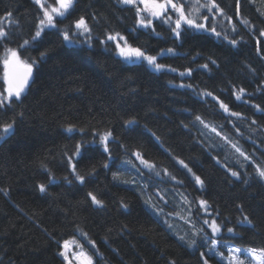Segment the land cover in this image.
Listing matches in <instances>:
<instances>
[{
	"label": "trees",
	"instance_id": "trees-1",
	"mask_svg": "<svg viewBox=\"0 0 264 264\" xmlns=\"http://www.w3.org/2000/svg\"><path fill=\"white\" fill-rule=\"evenodd\" d=\"M216 3L236 25L235 32L222 30L229 39L239 41L236 46L196 30H187L176 40L168 25L159 20H153L155 33L138 29L136 8L119 0H76L70 14L57 19V27L65 28L84 16L92 29L91 47L65 46L56 29H45L39 41L19 50L22 59L35 58L38 63L21 100L0 109V125L14 121L13 132L0 139V264H64L57 241L73 237L77 225L102 254L91 250L95 264H202L200 251L205 249L189 248L165 217L145 203L151 197L161 206L157 192L172 212H178L180 198L186 195L197 227L203 226L196 204L200 198L208 200L221 219L228 217V226L247 215L251 227L236 226L237 235L225 232L222 239L243 248L264 247V180L221 136L195 121V116H201L257 163L264 162V111L254 107L264 110V36L260 35L264 0H238L239 15L237 0ZM9 12L11 25L4 22L9 37L0 44V92L6 87L5 49L30 39L41 15L34 0H0V18ZM241 17L249 26L240 22ZM115 32L151 55L174 48L176 54L158 57V63L178 72H156L143 61L125 62L115 53L113 43H99L106 33ZM44 51L47 55L41 59ZM204 64L208 69L200 67ZM189 67L191 76L181 78L179 71ZM181 83L193 87H178ZM234 87L246 89L242 101L235 100ZM205 89L244 118L227 117L210 97L196 94ZM130 119L136 123L127 125ZM68 125L76 131L66 132ZM94 130L112 131L113 159L104 168L102 148L87 143L77 164L86 176L81 185L71 175L63 153L70 154L77 142L92 141ZM136 150L184 183L175 184L163 173L156 177L139 166L131 155ZM173 157L183 159L204 180L203 190ZM128 159L143 171L125 164ZM42 165L55 175L54 183H49ZM224 165L239 171L240 179L231 177ZM93 167L95 173L88 176ZM117 172L119 179H113ZM40 183L47 186L43 193L38 189ZM89 191L104 201V207L91 203ZM121 201L127 208L121 207ZM189 233L192 237L191 229ZM210 264H218V259Z\"/></svg>",
	"mask_w": 264,
	"mask_h": 264
},
{
	"label": "snow or ice",
	"instance_id": "snow-or-ice-1",
	"mask_svg": "<svg viewBox=\"0 0 264 264\" xmlns=\"http://www.w3.org/2000/svg\"><path fill=\"white\" fill-rule=\"evenodd\" d=\"M120 3L124 5H132L136 8V27L138 29H151L153 33H155V29L153 27V20H159L162 24H166L169 27L170 33L173 38L176 40H180L182 35L187 30H196V31H205L209 32V34L214 35L216 38H222L227 40L228 43L232 46H236L239 41L236 39H229L226 32L218 31L217 25L212 23L209 25L208 21L210 19L215 20L216 15H219L225 18L229 24L231 25V31H236V25L232 23V17L226 16L223 10L216 3V0H204V3H201L200 0H119ZM34 3L39 7L41 11V15L39 17V22L36 26L34 33L31 35L30 39H25L23 42L18 45L17 48H6L5 55L3 58V68H4V82L6 87L3 92H0V109L8 108L12 105L14 101H20L22 95L25 92V89L28 85V81L31 78L33 66L38 63L37 59L29 58L28 60L22 59L20 54V49H27L28 47L35 44L42 37V33L45 29H56L57 33L62 37V42L65 46H80L81 44L87 45L91 47L92 43V29L85 19L84 16H80L78 19L72 22L71 25L65 28L57 27V19L58 18H66L70 11L73 9L76 0H34ZM139 5H142L140 7ZM186 5L188 8L186 10ZM239 4L237 0V15ZM206 10L207 13L212 14L202 15L201 10ZM174 14V15H173ZM95 19V17H93ZM5 21H7L8 25H11V13H6L5 17L0 18V44L6 41L9 37V32L6 30ZM199 21V22H198ZM240 22L244 24L246 27L249 26V21L245 18H240ZM159 35V34H157ZM260 35L264 36V30L260 31ZM82 38V39H81ZM112 42L115 44V50L119 57L123 58L125 62L135 63L138 61L146 62L148 66H150L156 72H171L176 73L178 69L172 67L170 65H164L158 63V57L162 58L169 55H174V48H166L161 49L157 55L148 54L141 47H134L129 44L127 38L121 35L119 32L115 33H106L105 38L100 40L101 44H108ZM47 55V52H41L40 58L42 59ZM212 64H215L216 61L212 60ZM200 67L204 69H208V64L201 65ZM192 68H186L184 71H179L178 75L181 78L186 76L190 77L192 74ZM178 87H187L192 88L191 84H179ZM246 93V89L240 87L236 89L235 87L232 90V94L236 101H242ZM201 97H210L219 107L220 110L227 117H236L237 119L244 118L242 113L233 111L230 109L229 105L225 103L219 96L214 95L213 92L208 90H202L196 93ZM257 111H264L260 108L259 105H254ZM195 121H198L205 129H210L211 132L215 133L217 136H221V138L231 145V148L234 149L235 153L239 155V157L243 158V161L249 162L254 166L255 175L264 180V162L257 163L253 157L247 154L238 143H233L228 139L227 136H223L221 132L217 131L215 126H211L206 123L201 116H195ZM127 125H134L136 121L134 119H130L125 121ZM253 124L256 123L255 120L252 121ZM184 127H188V125H184ZM221 127H223L221 125ZM235 127V125H234ZM14 130V121L8 122L0 125V138L7 137ZM65 131L68 133H73L76 131L75 126L68 125L65 127ZM83 132V129H80ZM237 132L239 129L237 128ZM203 134V133H202ZM93 140L90 142H77L74 145L72 152L69 154L68 151L63 153L66 165L70 170L71 175L74 179L83 185L86 181V176L82 175L78 170L77 164L79 158L82 156V148L85 147L87 143L98 144L103 153L106 154V161L103 164L104 168L109 167L108 161L112 160V152L109 147L111 142L115 141V137H113V133L111 130H94ZM155 136V133H152ZM157 141H159V137H156ZM124 147V145H121ZM132 156L135 157V160L138 161L139 166H142L144 169H147L148 172L154 174L156 177H161L163 173V177L168 178L170 181L175 184H183L184 181L178 179V177L172 174L167 168L158 169L155 162H152L145 158L143 153L139 150H136L131 153ZM175 162L180 166L181 169L186 170L187 174H190L191 179L194 180L195 185H198L201 190L204 189L205 182L204 180L193 172L192 168L189 167L187 163L183 159H179L178 157H173ZM217 163L220 161L217 159ZM125 164H132L133 167H137L136 164H133L131 159L124 161ZM239 163V161H238ZM49 175V183L55 182V175L51 172L50 169L47 168L46 165H42ZM227 173L236 179H240L241 173L237 170H233L232 168L224 165ZM240 167H244V164L241 163ZM139 170V169H138ZM95 173V168L93 167L88 173V176H91ZM64 179L71 183L72 181L68 180V177L65 176ZM113 179H119V172L113 173ZM125 183H135V181H125ZM46 184L40 183L38 185V189L40 192L46 191ZM161 201L165 204L168 201L164 198L160 192L155 194ZM87 196L90 198V201L93 205L97 207H104V201L99 199L96 194L89 191ZM182 200L184 203L188 205V213L189 216L186 218V222L191 224L192 227V238L189 239L186 235L179 236V239L183 241L189 248H203L204 251H200V259L202 264H210V262L214 259H218V264H223L226 260L227 264H246V260L248 264H251L252 261L255 264H264V247L262 248H243L237 246H229L225 240L222 239L224 233L230 234V236L237 235L235 231V227H251L252 221L249 219L247 215H242L240 218L236 220L235 226H228L231 224V221L228 217L220 218V212L217 210L213 212L212 206L206 199H198L196 201L197 207L200 210L202 225L201 227H197L196 223L191 220V204L192 202L188 200L187 196H183ZM146 204H150L152 208H156L154 204H151V197L145 201ZM121 207L127 208V205L121 201ZM238 210L243 213V209L241 206H237ZM158 214H163V208L156 209ZM183 218V217H182ZM206 226V228L204 227ZM77 237H80L87 243L91 249L95 252L96 255H102L99 253V249L96 246V242L92 240L88 233L83 231L79 225L76 226V232L73 238L64 239L62 242L57 241L59 251L58 255L62 258L64 264H94L93 255H90L88 251L85 250V246L80 242ZM221 244H223L227 249V255H225L224 251L220 250ZM243 257V258H242ZM170 264H175V261H171Z\"/></svg>",
	"mask_w": 264,
	"mask_h": 264
},
{
	"label": "rangeland",
	"instance_id": "rangeland-1",
	"mask_svg": "<svg viewBox=\"0 0 264 264\" xmlns=\"http://www.w3.org/2000/svg\"><path fill=\"white\" fill-rule=\"evenodd\" d=\"M181 2H183V0H181ZM192 2H194V0H192ZM200 2L201 3H204V0H200ZM140 7H142V5H139ZM187 8H188V5H186V10H187ZM201 14L202 15H209V16H211L212 14H209V13H207L206 12V10H201ZM174 15V14H173ZM199 22V21H198ZM208 23H209V25H211L212 23H215L216 25H217V30L219 31V30H224V31H226V32H228V31H231V25L229 24V22L225 19V18H223V17H221V16H219V15H216V19L215 20H212V19H210L209 21H208ZM233 23V22H232ZM112 43V42H111ZM130 44V43H129ZM113 46H114V48H115V44L113 43ZM115 53L117 54V52H116V50H115ZM5 55V54H4ZM118 55V54H117ZM123 59V58H122ZM138 62H141V61H138ZM130 63V62H129ZM1 139V138H0ZM138 163V162H137ZM142 167V166H141ZM137 169H139V171H143L142 169L143 168H139L138 166L136 167ZM147 170V169H146ZM148 171V170H147ZM184 196V195H183ZM186 196V195H185ZM189 200V199H188ZM180 203H182V206H181V208H180V206H179V208H178V212H177V210H175V211H170L167 207H165L164 206V202L162 201L161 203H159V204H161V206H159L158 204H156V203H154L153 201H151V204H154L155 206H156V208H155V210L156 209H159V208H163V214H161L162 216H164L165 217V221L169 224V225H171V227L173 228V230L175 231V232H177V234H176V236L178 237V239H179V236H182V235H186L187 234V237L189 238V239H191L192 237H191V235H190V233H189V229H191L192 230V227H191V224L190 223H187L186 222V218L189 216V213H188V205L186 204V203H184V201L182 200V196H181V198H180V201H179ZM151 206V205H150ZM174 208H176L177 206L176 205H172ZM191 208H192V212H191V220L194 222V223H196V225H197V221H195L194 220V218H196L194 215H193V206H191ZM157 212V211H156ZM183 217V218H182ZM200 218H201V216H199ZM202 219V218H201ZM185 224H187L188 226L186 227L185 226ZM179 225H181V226H179ZM198 226V225H197ZM189 227V228H188ZM181 228H184V230H182ZM186 229L188 230V231H186ZM71 238H73V237H71ZM71 238H68V239H71ZM77 239H79L80 240V242L81 243H83L84 244V246H85V250L86 251H88L89 252V254L90 255H93V259H94V264H95V255L94 254H92V252H91V247L87 244V243H85L84 242V240L82 239V238H80V237H77ZM227 242V241H226ZM227 244L229 245V246H236V245H233L232 243H230V242H227ZM238 247V246H237ZM248 248H252V247H248ZM220 250L221 251H224V253H225V255H227V249H226V247L223 245V244H221V247H220ZM243 258V257H242ZM224 263L225 264H227V261L225 260L224 261ZM246 264H248V261L246 260ZM251 264H255V262L254 261H252L251 262Z\"/></svg>",
	"mask_w": 264,
	"mask_h": 264
},
{
	"label": "water",
	"instance_id": "water-1",
	"mask_svg": "<svg viewBox=\"0 0 264 264\" xmlns=\"http://www.w3.org/2000/svg\"><path fill=\"white\" fill-rule=\"evenodd\" d=\"M33 77H34V71L32 70V75H31V78L29 79V81H28V85H27V87H26V89H25V90H27V89H28V87H29V85H30V83H31V81H32V79H33Z\"/></svg>",
	"mask_w": 264,
	"mask_h": 264
}]
</instances>
